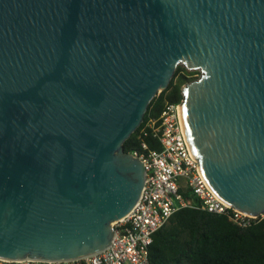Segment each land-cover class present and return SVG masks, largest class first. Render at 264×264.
I'll return each mask as SVG.
<instances>
[{
  "label": "water",
  "instance_id": "95a60500",
  "mask_svg": "<svg viewBox=\"0 0 264 264\" xmlns=\"http://www.w3.org/2000/svg\"><path fill=\"white\" fill-rule=\"evenodd\" d=\"M180 65L209 187L264 214V0H0V258L111 247L146 186L124 144Z\"/></svg>",
  "mask_w": 264,
  "mask_h": 264
},
{
  "label": "built area",
  "instance_id": "2783aa9c",
  "mask_svg": "<svg viewBox=\"0 0 264 264\" xmlns=\"http://www.w3.org/2000/svg\"><path fill=\"white\" fill-rule=\"evenodd\" d=\"M141 128V127H140ZM139 128V129H140ZM153 136L161 149H151L143 139ZM139 149L131 154L146 169L143 195L124 219L114 223V239L106 251L74 261L6 260L0 264H151L150 247L155 234L172 216L185 208L226 216L231 222L247 227L263 220L264 214H246L224 202L209 187L186 140L181 103H168L159 120L150 119L140 129Z\"/></svg>",
  "mask_w": 264,
  "mask_h": 264
},
{
  "label": "trees",
  "instance_id": "16d2710c",
  "mask_svg": "<svg viewBox=\"0 0 264 264\" xmlns=\"http://www.w3.org/2000/svg\"><path fill=\"white\" fill-rule=\"evenodd\" d=\"M194 74L184 65L178 66L169 87L150 103L141 128L150 119L159 120L166 104L182 103L183 87L198 79ZM140 129L125 142L126 152L140 148ZM143 140L151 149H161L153 136ZM150 263L264 264V219L240 227L223 215L197 208L182 209L155 234Z\"/></svg>",
  "mask_w": 264,
  "mask_h": 264
},
{
  "label": "rangeland",
  "instance_id": "374dc122",
  "mask_svg": "<svg viewBox=\"0 0 264 264\" xmlns=\"http://www.w3.org/2000/svg\"><path fill=\"white\" fill-rule=\"evenodd\" d=\"M190 72H192V73H195L194 75H195V77H200L201 76V71H190Z\"/></svg>",
  "mask_w": 264,
  "mask_h": 264
}]
</instances>
